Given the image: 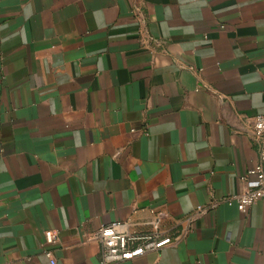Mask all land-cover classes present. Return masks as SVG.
Wrapping results in <instances>:
<instances>
[{
	"label": "crops",
	"instance_id": "crops-1",
	"mask_svg": "<svg viewBox=\"0 0 264 264\" xmlns=\"http://www.w3.org/2000/svg\"><path fill=\"white\" fill-rule=\"evenodd\" d=\"M258 114L264 0H0V264H100L110 222L172 238L114 264H264V201L196 213Z\"/></svg>",
	"mask_w": 264,
	"mask_h": 264
},
{
	"label": "built area",
	"instance_id": "built-area-1",
	"mask_svg": "<svg viewBox=\"0 0 264 264\" xmlns=\"http://www.w3.org/2000/svg\"><path fill=\"white\" fill-rule=\"evenodd\" d=\"M140 22L144 23L142 18ZM221 27H225L223 24ZM140 42L148 45L149 37L145 29L140 27ZM252 139L257 145L259 158L255 166L250 168L243 176V187L240 191L228 194L220 200L212 201L209 206H197L196 213H201L211 207H216L220 202L229 206H236L239 211L247 215L251 206L259 201H264V114L255 116L251 130ZM159 220L154 223L158 228ZM45 241L48 245L56 244L60 240L58 230H45ZM94 239L100 246V264H114L116 262L132 260L150 251H155L172 241V238H155L151 235H137L132 232L127 222L103 223L87 237ZM44 253L53 264H56L52 249H45Z\"/></svg>",
	"mask_w": 264,
	"mask_h": 264
}]
</instances>
